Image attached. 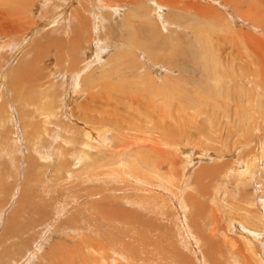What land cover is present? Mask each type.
Segmentation results:
<instances>
[{
    "label": "rangeland",
    "instance_id": "rangeland-1",
    "mask_svg": "<svg viewBox=\"0 0 264 264\" xmlns=\"http://www.w3.org/2000/svg\"><path fill=\"white\" fill-rule=\"evenodd\" d=\"M83 1L87 7L78 8ZM254 1H246V7L253 6ZM124 2L127 0L118 1L119 7H113V10L116 9L114 14L110 13L105 18V12L94 8L95 0H21L19 4H24L19 11L26 13L24 18L29 20L24 30L21 29L24 32L8 33L11 39L6 38L7 43L0 40V98L5 100L2 103L6 102V110L0 109V264H264V225L261 227V220L264 221V203H261L264 201V94L258 91L253 94V90L258 88L249 86L246 80L243 83L247 86L237 91L236 88L232 89L230 81L226 79L225 86L221 87L229 95L213 88L205 94L207 101L197 102L196 99L197 103L187 106V102L179 96L181 91L187 93L186 87L190 89L191 85L180 77L174 80L172 77L180 75L176 70L164 66L172 55L182 57L179 56L181 52L184 55L194 53L198 56H213L212 62V57L207 59V68H212L218 55H229L233 60L228 69L230 72L218 70L214 75L229 77L231 73L237 78L245 77L248 74L237 71L245 69L242 65L245 58L254 53L247 52L243 42L251 43L249 39L254 42L258 39L261 41L258 44L263 46V24L255 28L251 21L240 17L239 13L243 10L237 11L231 3L223 0H183L182 5L189 3L196 8L206 7L210 13L201 14L196 8H189L178 14L165 8L160 16L167 22L161 26L151 6L154 21L146 19L148 14L141 8L138 14L132 6L124 8L120 5ZM244 2L240 0L242 9L245 8ZM256 3L261 4L258 14L264 13L261 1L257 0ZM93 10L99 12L103 24L97 33L93 32L95 22L90 15ZM79 16L85 18L80 29L75 26V17ZM168 22L174 26L170 27ZM238 36L243 42L237 39ZM13 41L16 46L12 45ZM76 48L82 53L78 54ZM251 48L258 54L255 47ZM98 50H101V59L94 64V68L111 72L126 71V76L122 78H133L134 91L141 90L149 106L156 103V108L164 112L167 104L172 102V105L176 104L172 115L178 103L182 104L181 120L174 126L176 132L158 137H161L164 156L170 157L167 154L174 147L172 143H177L179 153L186 154L183 155L187 157L185 160L188 155L195 154L193 159L198 158L200 161L193 166L191 163L185 178L182 170L185 161L179 159L172 162L166 156L159 170L140 168L145 178L148 177L144 187L126 179L113 180L115 175L111 173L117 175L121 168L100 166L106 158L101 156L96 160L91 157L95 154L90 152H86V156L91 155V159L82 160H76L69 152L65 157L70 165L69 171L58 169L64 154L60 141L64 137H71L62 127H68L69 124V128L78 127L66 115H62L64 111L58 106H61L60 101L55 102L56 109H59L55 110L57 115L55 112L51 115L45 113L40 108L48 93L61 91L64 94L73 79L72 73L95 63L93 56ZM58 58L61 61L57 62ZM30 61H34V68L30 70H34L39 77V74L44 75L41 83L33 88L25 84L39 77L13 74L15 69L23 68ZM176 62V65L179 64ZM181 64L189 65V62L182 60ZM61 70L68 73L61 76L58 73ZM100 70L95 71L94 75L97 76ZM201 70L210 76L206 67ZM139 78L141 82H138ZM48 81L54 82V85L57 83V87L47 85L49 91L40 93L42 83ZM136 84L141 85L140 89L136 88ZM20 87L21 101L16 99L17 88ZM245 89L248 95L244 94ZM216 91H219L217 97ZM171 94L174 96L170 97ZM260 95L262 98H259ZM87 96L77 95L75 101H68L67 106H64L67 115ZM32 100L39 105L35 102L28 106L23 104ZM140 106L134 105V114H137L135 118L143 122L146 114L140 117L144 112L141 109L143 106ZM98 110L95 103V107H91L88 112L96 114ZM162 112L161 116L164 115ZM45 114L49 117H42ZM42 126L47 130V135ZM22 127L25 133L21 132ZM30 129L35 131L31 133ZM130 133L128 141L135 135L136 141L133 140L138 144L152 137L151 134L140 133L138 136L136 132ZM96 137L99 138L98 135ZM125 148H131V155L138 149L132 143L126 144ZM252 149L256 153L254 162L249 156ZM202 154L208 155L203 161ZM180 157L183 158L182 155ZM257 158L260 167L256 165ZM150 160L155 162V166L159 162L156 157ZM134 162L140 166L137 160ZM168 163L174 164V168H170L172 177L168 176ZM221 163L217 167L224 169L220 171L222 175L227 174L228 170L234 173L242 169L236 172L244 177L246 167L250 166L253 171L256 170L254 166L258 168L261 175L259 183L255 182L254 186L257 188L256 200L251 199L247 203L248 198H243L238 203L236 178L231 175L229 181L222 183L215 176L216 170L212 167ZM130 165L134 167L133 162ZM106 170L111 173H105ZM109 177L111 179H103ZM225 188L228 190L226 193ZM247 194L250 196V192ZM256 202L259 206L258 220L254 213L245 215L246 211L254 209ZM182 203L186 206L182 208L184 210L180 208ZM235 203L245 206V210L241 211ZM249 218H252L251 224H247ZM241 228L259 234L252 245L253 252L248 243L254 237ZM100 252H104L101 253L104 256Z\"/></svg>",
    "mask_w": 264,
    "mask_h": 264
},
{
    "label": "bare ground",
    "instance_id": "bare-ground-1",
    "mask_svg": "<svg viewBox=\"0 0 264 264\" xmlns=\"http://www.w3.org/2000/svg\"><path fill=\"white\" fill-rule=\"evenodd\" d=\"M20 1L21 0H0V20H4L3 22H0V40H3L2 42L5 41L7 43V41L5 39L6 38L11 39L9 37L8 33H10V32H18V33L22 32L24 30L23 28L26 27L28 24L29 20L24 18L26 16V13H24L23 11H19L21 6L24 4V3H22L20 5L19 4ZM58 1H63V0H58ZM118 1H122V0H95L94 8H97L101 12H105L106 15L104 14V17L108 18L110 16V13L114 14V10H116V9L113 10V7H119ZM156 1H147L146 2L145 0H127V2L120 3V5L124 6V8H126L128 5H129V7L132 6V8L135 9L136 14H138L137 11L141 8L143 11H145L148 14L146 19H148L150 21H154V19L152 18V13H157L158 21H159V24L161 26H163V23L165 24V22H167V21H163L162 16H160V13H162L163 9H165V8L166 9H172L173 11H175L176 13L179 14L180 11H183V10H186L189 8H196V7H193V5H190L189 3L182 5L183 0H158V2H156ZM223 1H225L226 3H231L232 7L236 8L237 11L238 10L240 11V9L243 10L242 13L238 12L240 14V17L243 19L251 21V23L253 24V26L255 28L257 25H260V24H263V27H264V13L258 14V12L261 11V4L258 5L256 3L257 0H255L253 2V6H250V7H246V1L252 2L253 0H245V2L242 3L245 6L244 9H242L243 5L240 4V0H223ZM260 1L264 5V0H260ZM7 3H8V6L6 5ZM110 3H113V4H110ZM89 5H90V2H89ZM149 6H151L153 8L152 13H151ZM84 7H87V5L85 4V1H83V3L82 2L79 3L78 8H84ZM196 9H197V12H199L201 14L210 13L208 8H206V7L202 8V9L201 8H196ZM263 11L264 10H262V12ZM90 15L93 16V20L95 22V24L93 25V32L97 33V29L103 25L101 23V20H100V14L97 10H93L90 12ZM75 18L77 19V22L74 21L75 26H77L80 29L81 26L84 24L85 18L82 16L75 17ZM205 18H207V17H205ZM146 19H144V20H146ZM192 19H194V18H192ZM175 21H176V19H175ZM176 22H178V21H176ZM168 23H169L170 27H171V25L174 26L173 23H171V22H168ZM53 25H54V23H53ZM57 25H55V26H57ZM75 26L73 28H75ZM21 29H23V30H21ZM73 31L77 32L75 29H73ZM170 31H173V30L170 29ZM194 34L195 33H193V37H194ZM82 36L84 39H86V37L83 34H82ZM186 38L188 41L189 38L188 37H186ZM237 39L239 41L243 40L239 36L237 37ZM249 40L251 41V43H247L245 40H244V42L243 41H241V42H243L244 48L246 49V51L248 50L254 54H252V56H250L248 58H245L246 61L242 64L245 67V69H243V70L238 69V71H237L238 73L248 74L245 77H238L237 78L236 76H233L231 73H230L229 77L214 75V74L218 73V70H221L222 72L223 71L230 72L228 69L233 64V62H232L233 60L229 57V55H226V56L223 55L222 57H220L221 55H218L217 60L215 61V63H213L214 67L212 66V68L211 67L207 68V63H208L207 59L212 57V58H210L211 62H212L213 56L206 57V56H203V54H201V56H198L194 53L184 55L181 52L179 56H182V57H176V55L174 54L170 57L169 61H168V59L165 58L168 62H166L164 66L167 67L168 69L176 70V72L180 75V76L176 75L175 77H172V78L175 80V79H178L180 77L186 81V84L191 85L190 89H188L186 87L187 93L185 91H181L182 93L179 96V97H181V99H183L187 102V104H185V105H187V106H189L190 104L192 105L194 102H196V99H198L197 102L198 101H207L205 94L211 92L213 90V88H218L220 90V92H222L223 94L229 95V92L228 91L226 92V90L223 89V87L225 86L226 79H228L230 81L229 85L232 87V89L236 88L237 91L240 89H244V86H247V84L243 83V80H246L250 83L249 86H257L258 90L254 89L253 94L255 91H256V93L258 91L259 94H264V69H262V64L264 63V47H263L264 44H263V46L259 45L258 43H260L261 41L260 40L257 41L258 39H256L255 42L251 39H249ZM89 41H90V39H89ZM98 42H99V40H97V43ZM221 42H223V40H221ZM12 43H13L12 45H15L14 41ZM77 44L79 45L80 43H77ZM94 44H95V42H94ZM78 45H76V47H78ZM98 45H100V44H98ZM251 46L256 48V50L258 51V54H256L253 51ZM90 47H92V46H90ZM89 49H92V48H89ZM77 50L78 49L76 48V51ZM100 51L101 50H98L93 56L95 58L94 60H96L95 63L94 62L92 64L89 63L90 65L87 68L77 67L75 69V71H76L79 68L80 72H77V73L73 72L72 73L73 79H71L70 84H69V89H66L64 94H62L61 91L48 93L46 95L47 97L45 99V102H43V104H42L43 105L42 108H40V110H44L45 113L49 112L50 115L52 112H55V110L59 111V109H61L62 111H64L62 113V115L63 114L66 115L67 118L70 120V122L75 123L78 127V129L73 128V126H72V128H69L70 124L68 125V127H66L65 125L62 127V129H65L66 130L65 132L68 133L71 137L69 139L68 138L66 139L64 137V139H62L60 141V143H61L60 148L64 149V154H62V158H61L62 162H60V164H59L60 166L58 169L59 170L63 169L67 172L69 171L68 168L70 165L68 164V161L65 159L66 154L68 155L69 152L72 153V156H74V158L76 160L77 159L82 160L85 158L91 159V157L92 158L94 157V158H96V160H99V158H101V156H103L106 158V161L104 163H102L100 166L107 167V168H110L113 166H118L119 169L121 168L120 172H117V175L114 174V172L111 173V171L108 172L106 170L105 173H111V174L115 175L114 177H112L113 180H118V178H119V179H123V181H124L126 179L128 181H133L135 184H137V186L144 187L147 184L146 178H148V177L145 178L146 175L144 174V172L140 171V168H142V169L145 168L146 170H150V169L156 170L157 168H158L157 170L160 169L162 160L164 158H166L167 156L165 154V156H166L165 157L163 154L164 149H161V145H160L161 144V137H158V135H162V136L164 135L165 136L168 133L176 132L174 126L178 124V123H176L177 121L181 120L180 113L182 111L181 110L182 104L178 103V105L175 108V114H172V115H171V111H172L173 107L176 105V104L172 105V102H170L169 105L167 104L166 111H168V112H166V111L162 112L160 110L161 108L160 109L156 108V106H155L156 103L153 104L152 106H149L146 103L147 97L142 93V91L138 90L137 92H135L136 91L135 87H134V85H132L133 78H124V79L122 78V77L126 76V73H127L126 71L118 70V71L111 72V71H105V70H100L98 68H94V64H96L97 61H99L101 59L100 58V54H101ZM77 53L81 54L82 51L78 50ZM120 53L117 52V54H120ZM116 55H115V57H117ZM89 56H90V54H89ZM167 56H169V55H167ZM175 58H177V59L175 60ZM60 59L61 58H58L57 62L61 61ZM75 59H77V58L75 57ZM87 59H89V58H87ZM182 60H186L187 62H189V65L181 64ZM176 61H178L179 64L176 65V63H177ZM26 63H27L26 66H24L23 68H20L19 70L15 69L16 72H14L13 74H24L25 76L35 75V76L39 77L38 74L33 72L34 70L33 71L30 70L31 67L34 68V66L32 64V63H34V61H30V62H26ZM75 63L76 62L74 61L73 64H75ZM120 64H122V63L120 62ZM20 65H21V63H20ZM112 66H114V65H112ZM117 66H119V65H117ZM202 67H206V71L210 76H208L207 74H205L201 70ZM237 67H238V65H237ZM113 68H115V67H113ZM98 70H100L98 73L99 76L98 75L95 76L94 75L95 71H98ZM87 71L89 73L86 74ZM42 72H39V73H42ZM58 73L62 76V75H66L65 73H68V71L64 72L61 70V71H58ZM73 74H75V75H73ZM83 74H86V76ZM39 75H40V77H39L40 79L28 80V82L25 85L29 86L30 88L37 87L36 84L41 83L42 79H44L43 74H39ZM116 77H118V78H116ZM169 77H171V76H169ZM138 82H141L140 78L138 79ZM42 84L43 85L41 86L40 93H44L46 91H49V89H48L49 87H51V88H52V86L57 87V83L54 85V82H50V81H48L45 84L44 83H42ZM237 85L242 86V88H239ZM140 86H141L140 84H136L137 89H140L139 88ZM221 86H223V87H221ZM20 88H17V92H16V99H18L19 101H21V99H23L21 93H19V91L20 92L22 91V87H20ZM176 88H174V89H176ZM146 90H147V88H146ZM157 90L158 89H156V91ZM188 90H189V94H188ZM150 91L153 92V90H150ZM30 92H32V91H30ZM88 92H90V94H88ZM173 92H175V91H173ZM177 92H178V90H177ZM0 94H1V91H0ZM82 94L88 95L87 98L85 99V101H81L79 103V105L75 106L71 111H69L70 115L68 116L67 112L64 110V106L66 107L68 104V101H75V99L77 98V95L81 96ZM244 94L248 95V91L246 89L244 91ZM14 96H15V94H14ZM171 96H174V94H171L170 97ZM217 96H219V91H216V97ZM259 98H262L261 95L259 96ZM3 100L0 98V109L3 108L6 110V102L2 103ZM56 101H60V103H61V106L58 105L59 109H56L57 108L55 106ZM15 102H16V100H15ZM33 102H35L36 105H39L38 102L33 101V100L31 102H29V101L24 102L23 104L28 106V105L32 104ZM95 103H97V106L99 109L97 112H95L96 114L88 112V110L91 107H95ZM139 104H141L143 106V108H141V109L144 110L143 113L140 112L141 113L140 117L142 115L146 114L145 117L143 116V118H144L143 122H141L137 118H135L136 113L134 114V105L136 107H138ZM142 106H140V107H142ZM14 110L16 111V109H14ZM161 112H162V115L164 114L163 116H161ZM38 114L40 116V113H38ZM56 115H57V113H56ZM42 117H49V115L45 114ZM28 121L30 122V118ZM33 122H35V121H33ZM62 122H61V124H62ZM36 124L38 125V123H36ZM57 126H59V125H57ZM47 128H49V127H47ZM24 129L22 127V130H21L22 133L24 132ZM43 129H45V128L43 127ZM68 130H69V132H68ZM34 131H35V129H34ZM33 132L31 130V133H33ZM130 132H134L132 134H135V132H136L138 134V136L140 133H142V135L151 134L152 137L149 136L145 141L142 138V140H143V142H141L142 144L141 143L138 144L135 142L136 141L134 139L135 135H133V137H134L133 139L135 141L133 139L131 141H128L129 135L131 136ZM36 133L37 132H35V135H36ZM45 133H46V135L48 134L46 129H45ZM94 133L96 135H98L99 138H97ZM28 135H30V133ZM37 136L38 135H36V137ZM42 136L45 137L44 133ZM138 136H136V137H138ZM187 136H188V134L186 135V137ZM155 138H157V141H155ZM170 138H171V136H170ZM165 139H168V138L166 137ZM165 139H163V140H165ZM176 139L178 140V138H176ZM169 141H168V143H169ZM130 143H132L133 145L138 147V149H136L134 151V155H131L129 153L131 148H128V149L125 148V145L130 144ZM176 144L177 143H172V146L175 147ZM163 145L164 144H162V146ZM76 146H78V147L76 148ZM142 147H145V149L141 150L140 148H142ZM174 147H173V149L170 147L172 149L171 150L172 152L170 151V153L167 154V155H170V157H167V158H169L172 162L178 161L179 159L182 160L183 162L185 161L184 163H186V165H184L182 167V170L184 171L183 175L185 178L186 173L191 169L190 168L191 163L193 166V165H196L200 161H198V158H197V160L193 159V156L195 154L188 155V159L185 160L187 157L184 158L185 156L183 157V155H186V154L185 153L180 154L179 153L180 149H178L177 146H176V148H174ZM218 150H220V149H218ZM86 152H90V153H93L95 155L94 156L90 155L91 157L86 156L87 155ZM250 153L251 154H249V156L251 155L250 158H251L252 162H254L256 153L253 149L250 151ZM180 155H182L184 160H183V158L180 157ZM44 156H45V153H44ZM201 156H202V158H201L202 161L204 160V158L206 159L208 157L207 154H202ZM152 157H156L159 161L158 163H156V166H155V162L152 163L150 160V159H152ZM128 159H130V161H128ZM135 160H137L140 163V166L134 162ZM131 161L133 162L134 167L132 165H130V163H132ZM259 161H260L259 158H257L256 165L258 167H260ZM91 162H92V160H91ZM125 162H129V163L126 164ZM141 164H142V166H141ZM239 164H240L239 165V168H240L241 163H239ZM219 165H222V163L213 165L212 168H214V170H216L215 176L219 177L218 180L220 182L223 183L227 180L229 181V177L231 175L236 178V180L238 182V188L236 189V194L238 197L237 198L238 203L243 198H248L249 201L247 203H250L251 199L256 200L257 188L254 186H255V182L259 183L258 181L260 180L259 177L261 175L256 166H254V169H256L254 171L250 169V166L246 167L244 169V170H247L245 176L240 177L239 173H237L236 171H240L242 169L235 170L234 173H231L230 170L226 169V171L228 170L227 174L222 175L220 173V171L222 172L224 169H219L217 167ZM251 165H253V164H251ZM167 166L169 167L168 169L170 171V174L168 176L172 177L170 168H174V164L168 163V164H166V167ZM131 167H133V169H131ZM242 168H244V167H242ZM103 174H104V172H103ZM233 174H235V175H233ZM257 174H258V176H257ZM105 177H106V175H105ZM103 179H111V177L103 178ZM101 180H102V177H101ZM247 180H248V183H247ZM184 183H186V182H184ZM243 187H246V188H244L242 190ZM226 192H228L227 188H225V193ZM247 192H250V196L247 194ZM220 194H222V193H220ZM180 200H182V199L180 198ZM261 203H264V201H262ZM236 205L238 208L240 207L241 211L245 210V206H242L240 204H236ZM185 207H186L185 203H182L180 205L181 210H184L182 208H185ZM253 208L254 209L252 211H246L245 215H247L249 213L251 215L252 213H254L255 219L256 220L260 219V216L258 215L259 206H258L257 202L253 205ZM209 211L212 212V210H209ZM251 219L252 218H249L247 224L248 223L251 224ZM263 222L261 220V227L264 225ZM237 224L239 226L240 223L237 222ZM210 225H211V223H210ZM215 229H216V227H215ZM242 230L246 231L249 236L254 237V239H252V242L248 243V245L251 244L250 248H251V252H253L254 250H253L252 245L255 242V237H259V234L255 235V232L252 230H249V229H242ZM103 248H100V249L102 250ZM157 251H159V249ZM132 252H133V250H132ZM101 253H104V252H100V255L104 256V254H101ZM201 253H203V252H201ZM107 254H109V253H107ZM112 254H113V252H112ZM110 256H112V255H110ZM107 257H109V256H107ZM153 257H156V256H153ZM202 257H203V255H202ZM258 257L260 258L259 254H258ZM103 258H106V257H103ZM152 259L153 258H151V261H152ZM68 261H70V260H68Z\"/></svg>",
    "mask_w": 264,
    "mask_h": 264
}]
</instances>
